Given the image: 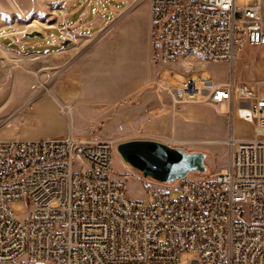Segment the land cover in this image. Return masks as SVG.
<instances>
[{
	"label": "built area",
	"instance_id": "1",
	"mask_svg": "<svg viewBox=\"0 0 264 264\" xmlns=\"http://www.w3.org/2000/svg\"><path fill=\"white\" fill-rule=\"evenodd\" d=\"M243 1L149 0L153 61L195 49L234 63L264 46L261 0ZM161 88L175 106L230 108L253 137L231 133L226 170L177 180L167 188L177 200L153 189L150 201L114 176L109 141L0 140V264H264V81L195 75Z\"/></svg>",
	"mask_w": 264,
	"mask_h": 264
},
{
	"label": "rangeland",
	"instance_id": "2",
	"mask_svg": "<svg viewBox=\"0 0 264 264\" xmlns=\"http://www.w3.org/2000/svg\"><path fill=\"white\" fill-rule=\"evenodd\" d=\"M78 2L82 11L70 23L84 13L86 22L103 19L101 27L82 30L94 34L86 41L50 47L43 38L26 37L24 50L0 40V140H12L14 129L28 128L42 140L71 132L80 140L109 141L114 146V176L127 182L130 198L143 201L151 200L153 189H165L177 200L180 190L167 189L177 180L160 182L136 169L119 153L122 144L152 141L180 155H199L203 171H191L186 177L226 170L228 136L251 138L253 126L226 106H175L161 84L176 87L195 75L218 83L264 81V46L247 48L234 63H211L194 55H183L174 64L154 62L149 0ZM261 3L264 21V0ZM50 9L38 0H0V39L7 32L19 40L38 27L54 25L53 18L45 17ZM42 33L46 40L53 35L65 41L59 30ZM63 106L69 113H62ZM16 214L21 217L23 212Z\"/></svg>",
	"mask_w": 264,
	"mask_h": 264
},
{
	"label": "water",
	"instance_id": "3",
	"mask_svg": "<svg viewBox=\"0 0 264 264\" xmlns=\"http://www.w3.org/2000/svg\"><path fill=\"white\" fill-rule=\"evenodd\" d=\"M28 38H44L40 31L27 33ZM73 44L65 39L61 46ZM119 153L133 167L160 182L171 183L183 179L191 171H203L199 155L184 156L166 145L152 141H132L118 147Z\"/></svg>",
	"mask_w": 264,
	"mask_h": 264
},
{
	"label": "crops",
	"instance_id": "4",
	"mask_svg": "<svg viewBox=\"0 0 264 264\" xmlns=\"http://www.w3.org/2000/svg\"><path fill=\"white\" fill-rule=\"evenodd\" d=\"M40 4L50 7L51 9L45 14L46 16H50L54 19V25L51 26H43L38 27V31L42 33L43 30L55 29L59 30L60 34L63 36L64 39H70L72 41H86L89 39L90 36L94 34H84L82 30L92 29L96 26H102L103 19H94L92 21L86 22V14H82L79 18L75 19L73 23H70V20L76 17V15L82 11L80 6L78 5V0H38ZM50 13V14H49ZM66 31V32H65ZM43 34V33H42ZM25 37L20 38L19 40H15L12 34L4 33L0 40H4L11 44V46H19L21 45L23 49H26L28 45L25 42ZM46 36L44 35L45 41L43 42L44 45L50 47H58L62 43L60 39L56 36L50 35V37L46 40ZM37 45V44H36ZM56 48L55 50H57ZM53 50V51H55ZM49 51V52H53ZM36 52V51H33ZM41 53V52H40ZM44 53V52H42ZM220 83H224L225 81H219ZM51 110L55 113H58L57 107L53 103H49ZM36 131H31L28 128L20 130L19 128L14 129L11 132L10 138L12 139H23V140H42L37 137ZM65 134H58L52 137H47L44 140L49 139H61L64 138Z\"/></svg>",
	"mask_w": 264,
	"mask_h": 264
},
{
	"label": "bare ground",
	"instance_id": "5",
	"mask_svg": "<svg viewBox=\"0 0 264 264\" xmlns=\"http://www.w3.org/2000/svg\"><path fill=\"white\" fill-rule=\"evenodd\" d=\"M185 55H194L195 56V49H187V50H185Z\"/></svg>",
	"mask_w": 264,
	"mask_h": 264
}]
</instances>
